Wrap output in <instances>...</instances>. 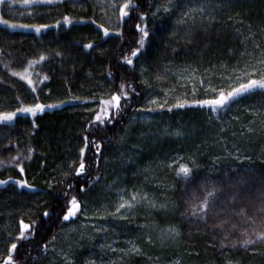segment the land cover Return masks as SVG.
Wrapping results in <instances>:
<instances>
[{
  "label": "trees",
  "instance_id": "16d2710c",
  "mask_svg": "<svg viewBox=\"0 0 264 264\" xmlns=\"http://www.w3.org/2000/svg\"><path fill=\"white\" fill-rule=\"evenodd\" d=\"M133 2L139 11L131 10V19L123 22L118 16L124 0H115L116 7L113 0H5L0 5V17L11 23L61 22L39 34L0 24V113L15 111L21 102L33 104L37 97L46 105L81 97L36 117L17 113L10 124H0V180L9 181L0 186V264L9 255L14 264H264V241L247 249L229 243L240 238L243 228L253 238L252 229L264 231V213L259 211L264 207V93L247 95L218 113L195 107L166 110L177 96L187 93L191 98L194 85L197 98H210L205 93L209 80L214 87H227L225 77L233 69L239 74L245 67H264L259 63L264 60V0H172L173 11L157 17L152 16L153 5L167 0ZM141 13L147 16L143 22ZM65 16L80 23L69 27L63 23ZM181 19L184 22L178 23ZM137 23L147 24L150 42L128 65L124 57L138 46ZM100 24L109 28V36L103 35ZM89 43L92 49L84 47ZM42 54L48 59L29 71L33 80L44 74L50 79L38 83L33 93L12 73L23 72ZM121 83L130 84L139 96L129 89L131 99L121 101L123 112L100 125L95 115L101 101ZM165 98L164 110L148 111L157 107L150 100L163 103ZM85 136L101 150L94 158L89 143L86 173L77 176L74 169ZM167 142L180 146L175 152L166 150ZM154 148L174 157V169L179 157L184 158L179 163L194 161L190 182L173 170L162 193L150 194L147 167L153 164L149 152ZM28 155L31 159H24ZM17 156L20 160L14 161ZM25 178L34 190L15 183ZM69 183L84 214L62 221ZM213 188L216 196L208 199L215 200L217 215L206 223L191 217L190 206ZM132 193L146 194L147 200L136 203L133 212L123 209L113 215L121 197L130 200ZM241 207L255 224L234 215L233 208ZM224 219L238 224L229 240H223L224 233L216 227ZM21 220L32 225L27 239L19 238ZM169 228L180 235L170 238ZM12 243L17 244L15 252Z\"/></svg>",
  "mask_w": 264,
  "mask_h": 264
},
{
  "label": "snow or ice",
  "instance_id": "6c2138e0",
  "mask_svg": "<svg viewBox=\"0 0 264 264\" xmlns=\"http://www.w3.org/2000/svg\"><path fill=\"white\" fill-rule=\"evenodd\" d=\"M5 0H0V5H3ZM25 4H52V3H63L64 0H23ZM169 5H172V0H167L166 4H156L153 5L154 11L152 12L153 17H157L158 14H167L171 13L173 11V8ZM113 7H116L115 0H113ZM136 10L139 11L138 6L133 2V0H124V3L119 8V16L118 21L123 22L125 18L131 19L130 11ZM139 19L143 22L147 19V16L143 13L140 14ZM184 22L183 19L178 21V23ZM63 23L68 25L69 27H72L74 23H80V21H73L72 17L65 16L63 18ZM92 23H95V21H92ZM0 24L5 25L9 28H25V29H33L37 34H39L43 30H47L50 27H60L61 22L57 21L55 25H49V24H40V25H28V24H15L11 23L8 20L3 19V17H0ZM99 28L103 30V35L105 37L109 36L110 30L109 28L105 27L103 24L98 25ZM135 29L138 31L139 39L137 41L138 46L135 48L134 51L131 52V56H125L124 62L128 65L133 64L132 57H138L141 53V50L144 48L146 43H149V36H150V30L147 27L146 23H137L134 25ZM115 34L117 36H122V31H116ZM84 47L88 49L93 48V44L89 43L84 45ZM257 47H259L257 45ZM48 58L45 55H40L38 60L29 61L27 68L23 72H13V76H19L21 80H25L28 85L31 86V91L33 93L36 92V85L43 84L44 81H47L50 79V77L46 74L43 75L42 79L33 80L31 77L30 69L33 68L34 65L39 64L41 62L46 61ZM259 63L264 66V60L259 61ZM108 75L111 76L112 73L109 71ZM258 77V78H257ZM183 80L184 77H181ZM227 81V87H214L211 85V81L209 80L208 85L205 87V93L210 95V98H197L196 97V87L193 86L191 98H188V94H184V98H181L180 96H177L175 98V102L171 104V106L167 107V111L171 112L173 109H184V108H208L212 112H220L221 110L228 109L229 106L233 103H238L239 100L247 95H253L257 92L264 93V67H261L257 69L255 66L249 70L248 67H245L241 73L237 74L235 69H233V74L228 75L225 77ZM199 84L203 85L204 81L200 80ZM129 89L132 93H135L137 96H139V93L136 92V89L132 87L130 84L121 83L118 86V91L115 93L109 94L108 99H104L101 101L102 107L100 108V111L95 115V122H98L100 125H106L113 122L114 116H119L123 112V107L121 104L122 99L127 102L131 99L129 94ZM69 94H71V90L69 89ZM75 100H81V97L79 96H71L68 100H61L58 104H44L39 102V99L37 97L36 102L29 105H24L21 102V106L18 107L15 111L12 112H3L0 113V124H10L17 118V113L20 114H30L32 117H36L38 113H43L46 109H52V108H58L63 106L67 103H72ZM150 104H154L157 107L156 108H149L148 111H156V110H164L165 105H167L168 100L165 98L163 103H158L156 99H152L149 101ZM126 106V103L125 105ZM177 136L181 135L179 131L175 133ZM84 147L80 149V161L77 168L74 169V173L77 176H80L84 173H86V164L84 160V155L86 150L88 149L89 143H92L94 145V158L98 155V153L101 150V145L98 143H95V141H89V138L85 136L84 138ZM32 149H29V152H31ZM23 153H21V156ZM24 159H31V156H24ZM183 157H179V160H183ZM20 160V156H17L14 158V161ZM178 161H175L174 164L176 165L175 172L178 177H181L186 183L190 182V178L193 176L194 169L190 166V164H194V161L189 160V163H179ZM98 163V160L95 161ZM3 162L0 161V164ZM19 168V171L21 173L24 172V168L22 165L17 164L16 165ZM169 167H173V165H169ZM67 175V174H66ZM98 179V177H97ZM9 183L8 180H0V186H5ZM15 183L20 188H28L30 190H34V186L28 182V180L20 179L16 180ZM74 188V185L67 184L66 190L64 192L65 201L63 204V213L61 216L62 221H72L74 220L78 214L83 215L84 212L82 211V204L81 201L77 198L76 195L72 194L71 189ZM85 189L81 188L80 191L83 192ZM207 191V196L200 200L199 203H193L190 208V216L195 217L198 220H203L205 223L207 222V219L210 216L217 215L216 213V203L215 200H209L208 197H215L216 196V189L213 188L211 190L205 189ZM198 199V198H197ZM147 196L140 195L139 193H132L130 200H124L123 197H121V203L116 208V212L113 213L115 215L116 213H120L121 209H127L131 210L133 207H135L136 203H139L141 201H146ZM232 200H235V196L232 197ZM150 204H152L155 207V204L151 201H149ZM227 210V209H226ZM259 211L261 213H264V207L260 208ZM234 215L239 217L241 220H244L245 223L251 222V224H255V219H252L249 217L247 211L245 208L241 207L238 211H235L233 208ZM44 216L48 217L49 212L45 211ZM261 223H264V219L261 220ZM22 231L19 233L20 239H27L29 238L33 233L30 231L32 228V225L28 223H24L23 220L20 221ZM217 228L221 229V231L224 233L223 240H229V237H232L234 230L237 229L238 224L236 222H231L228 219L221 220L220 223L216 225ZM99 231V229H97ZM169 237H178L180 235L179 231L173 228H169L167 230ZM252 232L255 233V238H253V235L249 232L248 228H243L239 236L240 238H233L229 240V243L232 248L243 247L247 249L251 245H255L258 241H264V231L256 232L255 229H252ZM26 233L28 235H26ZM55 240V237L52 238ZM131 243V242H129ZM222 247L227 248L228 245L224 244L222 241L221 244ZM108 247H111L110 245ZM17 248L16 243L11 244V251L15 252ZM48 245H44V249L47 250ZM113 251H116V249H112ZM133 252H139L140 249L137 248L135 245L132 246ZM5 264H14L12 255H9L7 260H5ZM94 264V262H93Z\"/></svg>",
  "mask_w": 264,
  "mask_h": 264
},
{
  "label": "rangeland",
  "instance_id": "374dc122",
  "mask_svg": "<svg viewBox=\"0 0 264 264\" xmlns=\"http://www.w3.org/2000/svg\"><path fill=\"white\" fill-rule=\"evenodd\" d=\"M180 145H178V142H167L164 147L166 150L168 148H171L173 152L174 150ZM184 148H188L187 144H183ZM160 148L156 149L154 148V152H149L150 159L153 161V164H150L149 167H147L148 171V182L149 183V190L150 194L154 195H160L162 193V185L164 180L169 176V174H172L173 170L175 171L174 167H169V165H172L173 158L171 157V154H160ZM154 153V154H153ZM154 157V158H153ZM162 157V158H161ZM124 199V198H123ZM120 199V203H121ZM119 203V204H120ZM137 209V206L133 207L129 212H133ZM123 210V209H121ZM133 210V211H132Z\"/></svg>",
  "mask_w": 264,
  "mask_h": 264
}]
</instances>
